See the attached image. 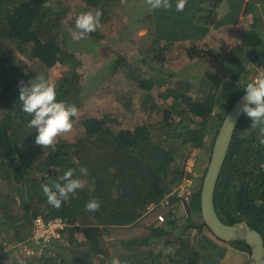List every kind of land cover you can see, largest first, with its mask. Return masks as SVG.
Segmentation results:
<instances>
[{"label":"trees","instance_id":"trees-1","mask_svg":"<svg viewBox=\"0 0 264 264\" xmlns=\"http://www.w3.org/2000/svg\"><path fill=\"white\" fill-rule=\"evenodd\" d=\"M66 1L0 0V264H110L113 257L121 264H203L209 254H201L199 260L195 256L198 245L213 244V239L202 231L210 232L202 219L193 218L200 211L201 182L186 200L189 214L181 205L179 212L188 215L181 223L178 221L183 218L169 210L178 201L172 194L168 196L170 206H157L154 216L147 206L157 204L188 174L185 161L191 151L198 149L196 158L210 152L212 134L245 86L225 79L220 81L224 89H219L216 76L190 77L182 70L153 65L147 54L156 50L154 57L164 58L158 44L175 43L168 37L164 40L162 30L155 32L160 37L154 36L147 26L152 43L140 44L135 61L111 51L107 65L109 71L120 72L125 79L126 86L115 94V100L126 113L139 107L145 119L123 128L112 112L85 116L74 140L57 142L46 153L34 143L35 129L28 127L31 117L21 110L19 88L36 76H46L50 67L59 64L57 78L48 82L55 85L57 101L74 104L80 111L93 82L84 85L89 69L82 56L69 47L67 27L74 25L73 17L79 13L97 8L103 12L102 25L117 15L121 2L127 3L75 0V16L69 18L71 8ZM142 2L145 6L130 14L127 27L151 22V11L145 0ZM102 35L100 26L88 37ZM126 38L114 37L118 41ZM250 126L251 120L242 112L219 171L213 203L222 221L245 220L264 243V147L258 144V130ZM80 167L87 169V175L79 173ZM69 168L77 170L76 176L86 187L78 191V198L62 202L57 209L48 205L41 185L58 181ZM93 198L100 201V209L86 212L85 204ZM157 214L164 220H158ZM37 216L61 217L66 225L59 229V237L32 241ZM138 225L142 229L133 232ZM195 227L197 232H190ZM121 230L128 235L114 233ZM24 242L41 252L11 253L5 259L15 244ZM229 243L249 254L243 240ZM215 251L219 264L223 250Z\"/></svg>","mask_w":264,"mask_h":264},{"label":"rangeland","instance_id":"rangeland-1","mask_svg":"<svg viewBox=\"0 0 264 264\" xmlns=\"http://www.w3.org/2000/svg\"><path fill=\"white\" fill-rule=\"evenodd\" d=\"M73 1L75 0L66 1V3L71 8L68 12L69 18L75 16L74 11L76 10V6L73 5ZM123 2L127 3L124 4L121 2L122 5L117 10V15L108 18L107 21L102 22L101 29L103 37H98L97 39H91L88 37L87 39H82L78 42L72 40L70 33L66 37V41H69V47L76 51L77 54L82 56L83 61L85 62V64H87V67L89 69L90 75L85 77L84 85H88L91 81L93 82V85H91V87L89 86L88 88V93L84 99V103L81 106L82 109H80L79 111V118L73 121V130L64 136L59 137L58 143L62 144L66 141L74 140L76 136L81 132L80 120L85 116H100L104 112H112L113 116H115L118 121L117 125H120V127L123 128H131L134 124L139 123L145 119L143 113L141 112V110H139V107L134 113H126L124 112L122 106L115 100V94L126 86L125 79L120 72H111L108 70L107 67L108 63L111 61L109 58L111 51L112 55L115 54L113 53L115 51L124 54L126 59L129 62H132L135 61V54L139 57L141 43H152L151 34L147 26L141 27L134 25L132 27H127L126 25L127 20L130 18V14H132V12L136 13L138 9H143L142 6L144 7L145 4L143 2L141 3V0H123ZM120 32H122V34H119ZM120 35H123V37L127 36V40L124 39L118 41L114 39V37ZM159 47H161L162 49V57L164 56V58L156 59L154 57V53L156 52V50L155 52L152 51L147 54V59L153 65H162L168 70H182L183 74H187L190 77L191 75H196L199 78H212L213 76H217L216 74L211 75V71H213V73H216V67L214 66V63L209 64L208 60H204V58H200L199 56L190 57L184 50V48L186 49L187 47L186 45H184L183 47L181 43L175 44L173 46L167 45L165 43H159L158 48ZM202 50L203 49H201V51ZM59 70L60 65L56 64L46 71V76H44V74L41 76H43L49 82L54 81V79H56L59 74ZM177 76H179V74ZM194 79L195 78H193V80ZM221 84L222 83H220V81L217 82L219 89H224V86H222ZM212 136L214 137L215 133L214 135L212 134ZM48 150L49 148H45L44 152L48 153ZM197 151L198 149L191 151L189 157L185 161V163L188 164L193 161V171L189 173L187 172L188 174H186V176L191 174L192 176H195L193 187L191 188L192 192L196 190L197 185H199L202 181V179L200 178L206 168L210 156V152H203L199 158H196L195 153ZM185 170L187 171L186 168ZM0 185H3V181H0ZM177 200L178 201H174L171 206L169 205V210H171L173 215L176 216L178 219L180 217L183 218L178 221V223H181L185 220V218H187L188 215L184 216L183 213L179 212V210H181L182 208L181 205L183 204V200L182 202L179 199ZM152 213L153 214H151V216H154V209H152ZM193 218L197 221L201 220L199 213H194ZM140 229H142L141 225H138V227L134 226L132 231L138 232L140 231ZM202 231L207 233L209 238L213 239V244L210 243L211 245L206 242H204V244L202 242L199 243V245L197 244L198 253L195 256L197 258L199 257V260L201 259V254H209L208 261L207 259H204L203 264H216L219 254L215 250H223L224 252L226 250L231 252L230 247L237 248V252L236 255L233 253L228 254L227 257H225L223 260L225 264H229V262H236L235 264H252L249 261L248 254L246 252L245 253L247 255L245 258L244 254L239 253L240 248L230 244L229 241H224L216 238L214 235L210 234V232H208L205 228H203ZM144 232H149V229H144ZM190 232L196 233L197 227L190 228ZM0 233H2V230L0 231ZM114 233H117V236L119 235L121 237H125L128 235L129 232L121 230L119 233L118 231ZM11 250L12 251H10L9 254H6V260L9 258V256L11 257V253L15 256L19 253L16 247H13Z\"/></svg>","mask_w":264,"mask_h":264},{"label":"crops","instance_id":"crops-1","mask_svg":"<svg viewBox=\"0 0 264 264\" xmlns=\"http://www.w3.org/2000/svg\"><path fill=\"white\" fill-rule=\"evenodd\" d=\"M175 2L172 0L171 11L150 10L149 25L142 21L135 26H149L156 37L160 35L155 32L162 30L164 40L168 37L175 44L186 45L189 56L198 52L197 56L214 63L216 73L209 74H216L219 81L245 86L264 72V0H187L182 12L175 11ZM230 250L223 251L220 264H225L228 254L236 255L237 248ZM239 253L244 258L247 255L241 249Z\"/></svg>","mask_w":264,"mask_h":264},{"label":"clouds","instance_id":"clouds-1","mask_svg":"<svg viewBox=\"0 0 264 264\" xmlns=\"http://www.w3.org/2000/svg\"><path fill=\"white\" fill-rule=\"evenodd\" d=\"M149 10L173 9L172 0H145ZM187 0H176L175 11L182 12ZM102 10L79 13L74 19V25L67 27L73 41L87 39L89 34L101 26ZM244 97L241 111L251 120L250 128L258 130V144L264 147V72H260L254 80L243 88ZM18 100L21 110L31 118L28 127L35 129L34 143L42 149L54 148L58 138L73 130V118H79V109L66 101H57L55 85L49 83L43 76H36L27 86L19 88ZM81 175H87V169L79 168ZM76 169L69 168L59 176L58 181L50 180L42 184V192L48 205L59 209L62 202L78 198V191L86 187V182L76 176ZM100 201L93 198L86 202V212H97ZM110 264H121L117 257H113Z\"/></svg>","mask_w":264,"mask_h":264},{"label":"water","instance_id":"water-1","mask_svg":"<svg viewBox=\"0 0 264 264\" xmlns=\"http://www.w3.org/2000/svg\"><path fill=\"white\" fill-rule=\"evenodd\" d=\"M243 97L244 92L239 95L227 112H225L216 130L199 190V214L206 227L214 236L224 241L243 240L249 247V261L252 264H264V243L260 233L250 227L245 220L225 223L217 215L213 203L219 171L242 113ZM182 203L185 210H187V214H189L187 201L183 200Z\"/></svg>","mask_w":264,"mask_h":264},{"label":"built area","instance_id":"built-area-1","mask_svg":"<svg viewBox=\"0 0 264 264\" xmlns=\"http://www.w3.org/2000/svg\"><path fill=\"white\" fill-rule=\"evenodd\" d=\"M189 162V161H188ZM185 168L187 169V172H192L194 169L193 161L188 164L186 163ZM194 177L191 175H187L183 178L182 182L175 187L171 193L166 194L164 197H162L159 202L156 203H149L147 206L148 210H152L156 208L158 205H169V194H172L179 200H187L192 193L191 188L193 187L194 183ZM157 219L160 221L164 220V217L162 214L156 215ZM66 225V222L59 216L56 217H50V218H43L41 216H37L33 219V228H32V234H31V240L40 242L41 240H50L55 237H59V229ZM62 240V238H61ZM17 248L18 254H25L30 255L33 253H40V249L33 248L32 245L24 242V243H17L15 246ZM17 254V255H18Z\"/></svg>","mask_w":264,"mask_h":264}]
</instances>
